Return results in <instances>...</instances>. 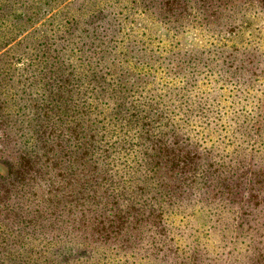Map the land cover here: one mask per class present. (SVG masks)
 Segmentation results:
<instances>
[{"label":"trees","instance_id":"obj_1","mask_svg":"<svg viewBox=\"0 0 264 264\" xmlns=\"http://www.w3.org/2000/svg\"><path fill=\"white\" fill-rule=\"evenodd\" d=\"M64 1L0 0V63L4 62L6 52L22 44L19 37L24 32L38 28L36 24L40 19H44L42 24H45L59 18L62 11L58 12L57 8ZM101 5L86 14L84 22H79L84 26L78 28L91 37L87 41L83 35V42L79 41L82 52L78 59L98 76L94 78V87L90 86L92 83L88 85L90 91L85 106L70 101L68 91L58 89L51 94L42 89L26 100L21 97V92L35 88V81L18 87L20 80H13L9 75L13 72L11 67L7 73L0 66V85L6 82L7 88L3 91L8 95L0 89V225L5 234L0 244L7 245L12 241L9 234L21 232V228L13 227L19 224L23 227L36 206L42 203L47 206L51 193L50 169L58 165L62 174H70L80 168L83 177L87 176L83 181L91 184L94 177L99 180L98 173H105L99 168V158L103 157L104 160L119 161L118 169L125 173L127 169L136 168V173H139L137 182L140 183L135 186L133 196L126 195L124 183L116 182L122 189L121 194L106 189L99 193L98 188L92 187L93 193L89 198L95 200L99 197L105 209L112 205L114 217L127 221L122 230L125 226L131 229L132 223L136 224L135 230H139V223L156 226L154 231L147 227L143 234L144 229H140L129 241L116 238L118 250L124 252L123 255H129L131 247L137 248L147 240L138 253L140 256L133 253L128 256L133 258L132 262L137 256L147 264H215L216 258L210 254L211 246L204 238L207 235L208 239L213 238L223 226V234L215 246L221 248L234 238L237 244L244 246L241 251L234 246L231 250L218 252L222 256L216 264H264V157L256 152L262 139L259 133L264 132V113L262 108L258 109L261 99L260 106L248 109L247 102L236 95L242 84L239 76L249 71L245 68L248 67L246 59L251 61L258 55L256 50L247 47L251 40L244 42L253 34L249 31L253 28L251 19L259 11L264 13V0H130L127 6L122 7L112 6L111 0H102ZM139 6L149 18L147 27L156 23L171 31L175 27L169 22L180 21L182 26L183 21L193 17L195 30L204 36V41L191 47L184 58H172L170 66L178 61L188 62V66H195V70L207 80L209 76H217L211 69L224 68L227 75L219 74L214 80L220 81L224 77L230 82V79H235L230 84L229 91L235 94L229 96L230 105L225 112L229 116L227 119L214 126L213 120L220 118L218 113H222L217 112L210 121H206L207 110L218 106L219 100L212 98V101L211 96L202 95L203 91L195 97H167L164 88L170 81L155 70L151 74L142 71L149 66L146 64L149 59L143 60L138 56L140 54L136 55L145 48L142 40L130 42L140 43L141 49L122 48L125 40L130 38L121 37L119 33H124L127 25L134 26L136 20L130 18L128 11L141 14ZM253 9L257 10L247 16L248 10ZM52 11L56 12L46 18ZM70 21H65L63 26L71 25ZM95 39L98 40L96 45ZM180 41L184 48L181 38ZM247 48L250 49L248 54L245 53ZM150 52V58L156 57L153 64L162 61V50L157 46ZM49 84L51 86L52 83ZM208 89L207 95L210 93ZM177 98L181 101L175 103ZM189 98L194 100L195 107H191ZM171 106L181 109L182 114L184 110L195 109L197 123L194 132L188 113L185 112L186 116L183 114L180 125L189 134L171 120L165 113ZM136 109H139L137 113ZM225 123L228 124L226 127L223 126ZM220 127L223 129L218 130ZM210 132L214 142L219 144L214 156L211 151L216 145L213 142L207 145L203 140ZM221 132L229 136L224 147L218 142ZM237 136L241 142H235ZM248 142L253 145L257 156L255 162L239 150L242 146L247 147ZM224 157L229 160L226 164L221 162ZM232 158L237 159L232 162ZM81 159L87 165L84 162L77 164ZM90 164L96 172L90 171ZM100 185L103 187L102 183ZM150 187L153 190L151 196L146 194V188ZM192 202L205 207L203 210L214 211L216 218L209 227L210 231L201 229L190 242L172 231L166 235L173 222L169 221L173 209L182 203ZM105 209L101 208L103 213ZM229 216H232L231 220L224 222ZM78 241L79 246L73 255L61 252L54 245L49 246V240L45 249L35 252V258L21 259L18 263L96 264L92 257L93 247L88 248L89 242ZM210 242L213 244L214 241ZM15 247L8 253L12 254ZM183 248H187L186 256L182 255L185 253ZM161 253L163 256L159 258ZM1 254L0 264H16L17 258L7 259L4 252ZM107 256L104 253L98 258ZM114 260L119 262L121 258Z\"/></svg>","mask_w":264,"mask_h":264},{"label":"rangeland","instance_id":"obj_2","mask_svg":"<svg viewBox=\"0 0 264 264\" xmlns=\"http://www.w3.org/2000/svg\"><path fill=\"white\" fill-rule=\"evenodd\" d=\"M101 2L102 0H65L57 8L58 12L62 11L59 18H53L50 22H48V20L45 24H42L44 19H40L36 24V27H38L37 29H29L19 37V39L23 41L22 44L6 52L3 56L4 62L0 63V66H3L7 73L9 71L8 68L11 67L13 72L9 73V75L13 77V80H20L17 86L22 87L31 81H35V88H27L25 92L22 91L21 97L27 100L33 95H36V92H41L42 89L46 92H50V94L58 89L68 91L67 97L70 98V101H77L78 105L85 106L88 103L87 96L90 91L89 87H94L96 84H93L94 78H98V76L95 73L92 74V69H90L89 66H85L78 59L82 52L79 47V41L83 42V35L85 36L84 39L87 41L91 39L87 33L79 31L78 28L84 26L83 24H79V22H84L83 18L86 14L102 6ZM129 2L130 0H111V4L114 7L127 6ZM69 3L71 4L69 5ZM255 10L257 9L248 10L247 16L250 17V15L254 14ZM54 12L56 11L47 14L46 18L50 17ZM128 12L130 13V18H134L136 23L134 26H125L124 33H119L121 37L130 38L129 40H125V44L122 48L125 50L131 47L141 49L140 43L131 44L130 42L133 39L143 41L145 48L137 52L136 55L140 54L138 56L143 60L149 59L146 62L149 66L142 69V71L151 74L155 70V72H159V76L162 75L164 79L170 81L167 83L166 88H164L167 97L173 99L179 95L195 97L197 93L203 91L202 95L211 96L209 98L212 101V98L215 100L218 99L219 105H215L214 108H210L211 110H207L205 114V116H207L206 121H210L217 112L222 113H218L221 115L220 118H215V120H213L215 123L213 124L214 126L227 119L229 116L226 115L225 112L230 105L229 96L235 94V92L229 91V89L231 88V81L235 79H230V82L224 77L221 78L220 81L214 80L218 78L219 74L225 73L224 75H227L224 68L211 69L210 71L216 73L217 76H209V80H207L203 77L204 75H201V73H198V70H195V66H188V62L178 61L176 65L170 66L171 63L169 61L172 58H184V55L192 49L191 47L195 46V44L200 45L204 41V36L195 30V22H192L194 20L193 17L183 21L182 26L180 21L169 22L170 25L175 27V29H171L170 31L165 30L163 26L156 25V23L147 27L146 25L148 24L149 18L146 13L140 11L141 14H138L133 13L131 10ZM193 13H195L194 10ZM67 20H72L70 21L71 25L65 27L63 24ZM251 22L253 28L249 31L253 34L251 37L245 38L244 44H246V40H251V43H249L247 47L256 50L258 55L251 61L246 59L245 64L248 67L245 68H248L249 71L243 73L242 77L239 76L242 84L236 95H240L247 102L248 109L252 107L255 109L258 107L259 100L261 99V107L258 109L261 110L262 108L261 111L264 113V13L259 11L257 15L251 19ZM246 36H248V32ZM180 38L185 45L184 48L180 46ZM95 41L94 43L96 45L98 40L95 39ZM156 46L162 50V61L153 64V60H155L154 58L156 57L153 59L150 58V50L152 47ZM249 48L245 50L246 54L250 52ZM134 56L135 55H133V57ZM132 60L134 59L132 58ZM64 63H66V66ZM201 71L205 72L207 70L201 69ZM130 76H128V78ZM48 82L52 83L51 86ZM138 82H140V79L137 83ZM5 83L6 82H3L0 85L2 91L4 90L3 88H7ZM91 83L92 85L88 86ZM11 86L13 85H8V87ZM109 88H111V86H108V89ZM208 88H210V93L207 95L206 92L209 90ZM97 90L95 92H97ZM3 92L8 96L5 91ZM125 95L128 94L125 93ZM189 100L192 103L191 107H195L194 100L192 98H189ZM176 101L180 102L181 99L177 98L175 103H177ZM138 110L139 109L135 110L136 113ZM185 112L189 114L190 121L193 123L191 126L193 128L192 132H194L195 124L197 123L195 121V109L184 110L183 114L186 116ZM165 113L173 122L178 123V127L186 131V134H189L187 130L180 125L183 116L181 109L171 106ZM9 121L11 122L12 119ZM227 125L228 124L225 123L223 126L226 127ZM222 129L223 128L220 127L218 130ZM259 134L262 139L258 142L256 152L263 158L264 151L262 148H264V132L260 131ZM238 137L239 136H237L235 142H241V138L239 137L238 139ZM203 140H205L207 145H210L212 142L216 145L211 151L214 156L215 150L219 148V146H217L219 144L214 142V136L210 132L207 139L204 138ZM218 142L221 143V147H224L227 142H229L228 133L221 132ZM239 150L243 156L244 154L245 156L248 155L252 162H255V160L257 161V156L255 155L251 142H248L247 147L242 146ZM214 158L215 157L211 160H214ZM236 159L237 158H232V162ZM222 161L226 164L229 160L224 157L221 159V162ZM79 162H84L87 165L84 159L79 160L77 164H79ZM118 163L119 161L104 160L103 157L99 158V168L104 169L105 173H103V171L98 173L100 175L99 180L94 177L93 183L91 184L83 181L87 176L83 177L80 168H78L77 172L74 171V173L70 174H62L60 172L62 169H60L58 165L50 169L49 182L51 183V193L47 206H45V203L36 206L37 209L34 210L31 216H27V221L23 227H21V224H15L16 226L13 228H21V232H17L14 235L9 234L8 238L12 241H8L7 245L0 244V246L5 245L4 249H0V256L2 255L1 252H4L5 258L9 259L15 257L17 258L16 264H19L18 261L21 259L29 260V258H35V256H37L35 252L45 249V243L49 240V246L54 245L61 252L72 254L74 253V249L79 246L80 241L78 240H81L83 242H89L87 243L88 248L93 247L92 257L95 259H93V262L96 264H108L110 261L112 264H147L137 257L140 256L138 253H140L141 248L143 249L145 247L147 240H144L137 248L131 247L129 255L127 253L123 255L124 252L118 250V239L116 238H121L123 241L132 240V235H136L140 229V231L144 229L142 234L146 233L147 227H151L154 231L156 227L155 224H149L147 226L139 223V230H135L134 226L136 224L132 223L131 229L125 226L122 230V225L127 221L124 222L122 218L114 217L112 205H107L108 209H105L102 207L103 204L102 201L99 200V197H95V200L89 198V195L93 193L92 187L98 188L97 190L99 193L106 189L108 192L121 194L122 189L115 184L116 182L124 183L126 195L128 196L130 194L133 196L135 186L140 183L137 182L139 173H136V168L127 169L125 173V171L118 169ZM91 164L90 171L96 172V169L93 168V166L91 167ZM132 164L136 166L135 162H132ZM121 173L124 175L120 176ZM100 183L103 184V187H101ZM98 184L100 187H97ZM38 193L41 192L38 190ZM152 193V187L149 189L146 188L147 195L151 196ZM197 197H195V200ZM231 197H233V195ZM101 208L105 209V213H103ZM204 208L205 207L200 206V204L192 202L191 204L182 203L180 207L173 209L169 217V221L173 222L170 223L171 227H168L169 230L166 231V235H169L170 231H172L176 233V236H180L183 240L187 238V242H190L201 232V229L210 231L209 227L215 222L216 215L213 214V210L207 211L206 209L203 210ZM36 213L38 214L35 218ZM232 216H229L224 222L226 221L228 223ZM222 227L223 226H221L218 233L214 234L213 238L208 239V235L204 238V240L208 242L207 244L211 246L210 254H213V257L216 258L214 260L215 264L221 261L220 257L222 255L218 252L223 250L226 251L228 248L231 250L234 246L241 251L244 246L237 244V242H235L237 239L235 238L230 244L226 242L228 245L222 246L221 248L215 246L214 244L221 239L219 237L223 234ZM2 229L3 227L0 225V240L3 238L2 235H5L2 233ZM16 236H18V239H16ZM210 241H214L213 244ZM101 244H104V247H102ZM14 246H16L14 252H12V254L8 253V250ZM183 250L185 253L182 255L186 256L187 248H183ZM104 253L108 254L105 259L98 258L103 256ZM131 253L137 255V258L135 257L133 262V258L128 257ZM223 255L225 257V253ZM162 256L163 253L159 255V258ZM116 258H121V261H115L114 259ZM75 263L77 264V262Z\"/></svg>","mask_w":264,"mask_h":264}]
</instances>
